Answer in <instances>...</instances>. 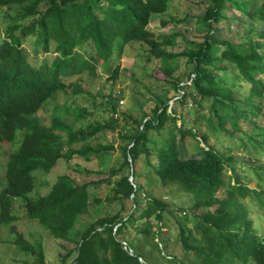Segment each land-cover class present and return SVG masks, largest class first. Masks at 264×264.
<instances>
[{"label":"trees","instance_id":"trees-1","mask_svg":"<svg viewBox=\"0 0 264 264\" xmlns=\"http://www.w3.org/2000/svg\"><path fill=\"white\" fill-rule=\"evenodd\" d=\"M170 1L0 0V9L18 6L20 20H28L9 26L0 44V143L20 141L8 156L0 224H11L16 244L36 257L34 264L45 263L42 244L17 231L14 223L22 216L14 213L15 198L23 201L24 217L37 220L56 239L73 240L69 234L82 219L64 263L75 254L70 264H156L147 255L155 253L160 264H264V0H210L202 15L204 38L189 40L180 53L168 49L175 34L155 36L148 28ZM28 36L46 51L53 46L54 59L32 64L22 46ZM133 41L146 45L148 60L159 61L154 67L174 86L178 103L192 97L200 107V99L208 100L207 119L212 134L224 137V151L209 144V134L178 123L184 113L171 107L169 93L156 95L159 102L150 114H123L133 124L122 128L113 116L82 121L88 109L73 111L70 122L53 117L45 125L38 119L48 100L67 91L69 78L103 67L117 80L124 49ZM180 56L193 66L191 84L181 85L172 74ZM120 97L109 94L105 109L117 112ZM107 128L122 141V159L103 178L106 203L118 204L116 212L83 219L90 211L89 185L95 182L78 184L65 174L47 193L30 197L34 171L48 172L74 153H111L114 142L86 144ZM79 142L80 148L71 147ZM200 150L198 157L194 153ZM239 152L256 155L247 159ZM240 166L253 171L254 187L243 180L247 175ZM178 192L189 198L188 209L173 200ZM166 214L177 219L182 257L167 251L174 238L165 229Z\"/></svg>","mask_w":264,"mask_h":264},{"label":"rangeland","instance_id":"rangeland-1","mask_svg":"<svg viewBox=\"0 0 264 264\" xmlns=\"http://www.w3.org/2000/svg\"><path fill=\"white\" fill-rule=\"evenodd\" d=\"M209 2L210 0H171L167 12L153 16L148 28L155 36L175 34L174 44L170 45L168 49L171 52L180 53L188 48L189 40H202L204 38L206 30L202 15L205 13ZM20 12L21 8L18 6L0 9V44L6 38L9 26L28 23L27 19L20 20ZM164 22L166 23L164 24ZM17 33L20 34V30ZM33 38V36H28L22 42L24 53L28 55L29 60L34 65L40 64L44 59L51 62L57 54L53 51V46H51L50 51H46L43 45L36 44ZM148 55L149 52L144 43L133 41L124 49L121 58V73L117 80L110 79L109 74L103 70V67H98L95 74L84 72L80 76L72 77V81L69 78L68 82H71V84L67 91L60 92L48 100L38 113V119L45 125H50L53 117L64 118L65 121L70 122L73 111L88 109L89 114L86 117H82V121H104L113 116L114 119L116 118L115 124L122 128L125 125L133 124L130 119L122 116L123 114L131 115L134 118H139L143 112L150 114L152 108L159 102L156 95L161 94L164 97L165 93H169L168 96L172 97L169 101L171 107H175L179 113H184L183 119H180L178 123L181 124L183 122L188 128H195L198 132L209 134V144L224 151V137H220L218 140L212 134L207 119L210 116L208 100L200 99V107L192 100V97H188L184 104L178 103L179 97L174 86L166 82L165 74L157 71L154 67V64L159 63V61L148 60ZM192 68L193 66L187 61V57L180 56L173 61L172 74L180 78L181 85L191 84L189 74H191ZM261 78L264 80V74L261 75ZM79 88L82 89V92H75ZM112 93L116 96H121L117 112L105 109L106 98ZM19 142L17 140L15 145L7 141L0 143V191L5 187L8 156L19 145ZM113 142L115 149L109 154L96 155L91 153L86 157L79 153H74L70 159H59L56 166L48 172L34 171L36 186L30 197L37 198L47 193L58 176L65 174L73 178L78 184L95 182L89 185L90 211L83 216V219L92 220L98 214L104 216L106 213L116 212L119 207L118 204L110 205L106 203L105 195L108 193V187L103 178L107 176L109 168L122 159L120 147L122 141L119 140L114 129L107 128L105 132L100 131L88 140L86 144L96 147L99 144ZM83 144L81 142L74 143L71 147L78 149ZM201 145L205 146L206 144L201 142ZM180 146L183 155L189 156L182 142H180ZM194 154L198 157L203 155L201 150L196 151ZM239 155L247 156L246 158L248 159V157H254L256 153L254 155L253 152L250 154L239 152ZM139 165H141V162ZM228 173L231 174L230 171ZM241 174L243 176L247 175V178L243 180L248 182L250 186L254 187L256 185L253 171L249 167H245V169L242 167ZM160 192L161 190H157V193ZM99 198L103 202L96 204L95 199ZM173 200L178 206H184L188 209L189 198L187 195L178 192L174 195ZM14 201V213L22 216L20 220L14 223L17 231L22 233L27 240L41 242L45 259L44 264H63L64 254L68 249L75 246L74 239H77L79 237L78 233L82 231V219L76 223L75 229L69 234V237L73 240L56 239L37 220H29L24 217L25 208L21 198H15ZM182 214L187 216L183 212ZM165 216V222L168 223L165 229L174 238L173 241H170L171 244H169L167 251L169 254L174 253L178 258L182 257L180 243L175 239L178 233L177 219L171 214H166ZM10 227L11 224H0V264H34L36 257L31 252L27 253L19 248L15 241L16 236ZM132 235L135 236V233L132 232ZM74 255L67 259L64 264H70ZM147 255L156 264L161 263V259L156 256L157 254L148 253Z\"/></svg>","mask_w":264,"mask_h":264}]
</instances>
